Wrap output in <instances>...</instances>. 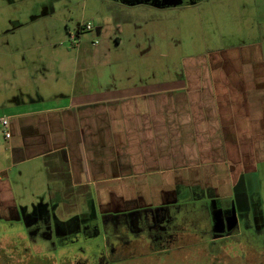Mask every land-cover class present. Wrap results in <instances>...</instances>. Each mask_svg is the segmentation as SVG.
<instances>
[{
    "label": "crops",
    "instance_id": "0c3cea01",
    "mask_svg": "<svg viewBox=\"0 0 264 264\" xmlns=\"http://www.w3.org/2000/svg\"><path fill=\"white\" fill-rule=\"evenodd\" d=\"M39 77L51 96L36 87L0 106L11 134L0 133V222L39 213L62 238L71 221L95 222L118 253L132 230L137 245L172 250L199 235L203 214L225 225L230 213L233 230L264 219V37L185 58L180 71L119 74L123 86L92 69L80 89L61 72Z\"/></svg>",
    "mask_w": 264,
    "mask_h": 264
},
{
    "label": "rangeland",
    "instance_id": "374dc122",
    "mask_svg": "<svg viewBox=\"0 0 264 264\" xmlns=\"http://www.w3.org/2000/svg\"><path fill=\"white\" fill-rule=\"evenodd\" d=\"M257 2L264 0H203L158 9L104 0H0V106L11 105L20 91L38 96L36 87L40 96H51L42 75L49 80L56 72L70 75L80 89V72L92 69L105 76L103 84L112 85L113 74L114 86H123L119 74L180 71L190 56L261 39L264 25L253 19ZM249 17V23L241 22ZM261 182L264 201V174ZM213 214L199 216V235L172 250L165 244L137 245L132 233L138 231L132 230L119 238L131 240V247L118 253L114 231L101 235L95 222L76 231L71 221L69 235L62 238L43 215L32 214L36 220L24 215L20 224L0 222V264H264V219L256 222L257 229L244 219L233 230L230 213L225 225Z\"/></svg>",
    "mask_w": 264,
    "mask_h": 264
},
{
    "label": "flooded vegetation",
    "instance_id": "af4514ba",
    "mask_svg": "<svg viewBox=\"0 0 264 264\" xmlns=\"http://www.w3.org/2000/svg\"><path fill=\"white\" fill-rule=\"evenodd\" d=\"M122 2L123 4L125 5H129V6H134V4L136 5H141V4H146V5H149L151 6V2H157V1H161V0H114V2ZM183 1V5L182 6H192V5H196L198 4L199 0H181ZM180 6V7H182ZM153 7V6H151Z\"/></svg>",
    "mask_w": 264,
    "mask_h": 264
},
{
    "label": "water",
    "instance_id": "95a60500",
    "mask_svg": "<svg viewBox=\"0 0 264 264\" xmlns=\"http://www.w3.org/2000/svg\"><path fill=\"white\" fill-rule=\"evenodd\" d=\"M203 1V0H199ZM151 6L158 9L177 8L183 5L181 0H161L157 2H151Z\"/></svg>",
    "mask_w": 264,
    "mask_h": 264
},
{
    "label": "built area",
    "instance_id": "2783aa9c",
    "mask_svg": "<svg viewBox=\"0 0 264 264\" xmlns=\"http://www.w3.org/2000/svg\"><path fill=\"white\" fill-rule=\"evenodd\" d=\"M86 29L90 30L91 29L90 25H87ZM0 133H2L5 137V139H7V140L11 138L10 122H9V119L6 117L0 118Z\"/></svg>",
    "mask_w": 264,
    "mask_h": 264
},
{
    "label": "trees",
    "instance_id": "16d2710c",
    "mask_svg": "<svg viewBox=\"0 0 264 264\" xmlns=\"http://www.w3.org/2000/svg\"><path fill=\"white\" fill-rule=\"evenodd\" d=\"M134 5H136V4H134Z\"/></svg>",
    "mask_w": 264,
    "mask_h": 264
}]
</instances>
